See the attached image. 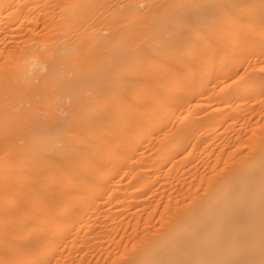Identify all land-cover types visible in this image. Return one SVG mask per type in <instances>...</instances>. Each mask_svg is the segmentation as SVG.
<instances>
[{
	"label": "bare ground",
	"instance_id": "obj_1",
	"mask_svg": "<svg viewBox=\"0 0 264 264\" xmlns=\"http://www.w3.org/2000/svg\"><path fill=\"white\" fill-rule=\"evenodd\" d=\"M0 264H264V0H0Z\"/></svg>",
	"mask_w": 264,
	"mask_h": 264
}]
</instances>
